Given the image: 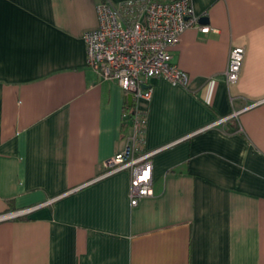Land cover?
<instances>
[{
  "label": "crops",
  "instance_id": "0c3cea01",
  "mask_svg": "<svg viewBox=\"0 0 264 264\" xmlns=\"http://www.w3.org/2000/svg\"><path fill=\"white\" fill-rule=\"evenodd\" d=\"M102 1L0 0V216L35 207L0 220V264H264V0H192L189 84L151 77L138 104L161 149L135 206L128 170L103 175L133 104L87 63Z\"/></svg>",
  "mask_w": 264,
  "mask_h": 264
},
{
  "label": "built area",
  "instance_id": "2783aa9c",
  "mask_svg": "<svg viewBox=\"0 0 264 264\" xmlns=\"http://www.w3.org/2000/svg\"><path fill=\"white\" fill-rule=\"evenodd\" d=\"M97 16L98 26L84 34L87 63L100 78L116 80L133 96V111L123 112L124 118H131L132 131L124 149L106 162L103 175L128 170L130 201L135 206L142 197L153 193L152 157L161 149H142L147 120L138 104L152 97V87H145L146 80L158 76L172 84H189V73L173 64L172 50L198 18L192 0H104L97 5ZM244 51L243 46H235L230 51L226 70L230 83L239 77ZM34 208L0 216V220L24 216Z\"/></svg>",
  "mask_w": 264,
  "mask_h": 264
},
{
  "label": "water",
  "instance_id": "95a60500",
  "mask_svg": "<svg viewBox=\"0 0 264 264\" xmlns=\"http://www.w3.org/2000/svg\"><path fill=\"white\" fill-rule=\"evenodd\" d=\"M199 21L200 22H206L207 21V18L206 17H201ZM128 100L130 101V104L132 105L133 104V96H132V94H129L128 95Z\"/></svg>",
  "mask_w": 264,
  "mask_h": 264
},
{
  "label": "trees",
  "instance_id": "16d2710c",
  "mask_svg": "<svg viewBox=\"0 0 264 264\" xmlns=\"http://www.w3.org/2000/svg\"><path fill=\"white\" fill-rule=\"evenodd\" d=\"M129 110V109H128ZM127 118H130V116H128Z\"/></svg>",
  "mask_w": 264,
  "mask_h": 264
},
{
  "label": "rangeland",
  "instance_id": "374dc122",
  "mask_svg": "<svg viewBox=\"0 0 264 264\" xmlns=\"http://www.w3.org/2000/svg\"><path fill=\"white\" fill-rule=\"evenodd\" d=\"M27 215V214H26ZM25 216V215H24ZM19 217H21V216H19Z\"/></svg>",
  "mask_w": 264,
  "mask_h": 264
}]
</instances>
